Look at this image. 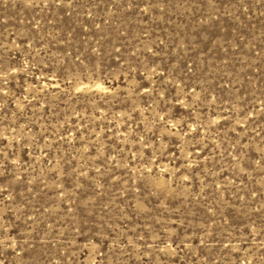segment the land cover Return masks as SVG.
I'll return each instance as SVG.
<instances>
[{
	"label": "rangeland",
	"instance_id": "374dc122",
	"mask_svg": "<svg viewBox=\"0 0 264 264\" xmlns=\"http://www.w3.org/2000/svg\"><path fill=\"white\" fill-rule=\"evenodd\" d=\"M0 264H264V0H0Z\"/></svg>",
	"mask_w": 264,
	"mask_h": 264
}]
</instances>
